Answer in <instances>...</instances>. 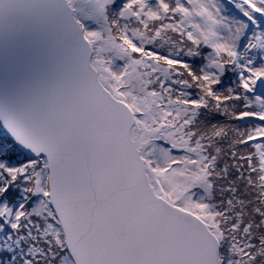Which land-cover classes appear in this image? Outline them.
I'll list each match as a JSON object with an SVG mask.
<instances>
[{"label": "snow or ice", "instance_id": "1", "mask_svg": "<svg viewBox=\"0 0 264 264\" xmlns=\"http://www.w3.org/2000/svg\"><path fill=\"white\" fill-rule=\"evenodd\" d=\"M60 66L0 107V264H264V0H0Z\"/></svg>", "mask_w": 264, "mask_h": 264}, {"label": "water", "instance_id": "2", "mask_svg": "<svg viewBox=\"0 0 264 264\" xmlns=\"http://www.w3.org/2000/svg\"><path fill=\"white\" fill-rule=\"evenodd\" d=\"M59 70L39 41L19 33L0 34V107L40 94Z\"/></svg>", "mask_w": 264, "mask_h": 264}, {"label": "rangeland", "instance_id": "3", "mask_svg": "<svg viewBox=\"0 0 264 264\" xmlns=\"http://www.w3.org/2000/svg\"><path fill=\"white\" fill-rule=\"evenodd\" d=\"M152 3H155V0H151Z\"/></svg>", "mask_w": 264, "mask_h": 264}]
</instances>
